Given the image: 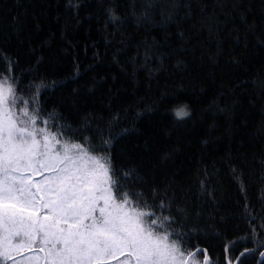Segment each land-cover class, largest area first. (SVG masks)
I'll return each mask as SVG.
<instances>
[{"label":"trees","instance_id":"16d2710c","mask_svg":"<svg viewBox=\"0 0 264 264\" xmlns=\"http://www.w3.org/2000/svg\"><path fill=\"white\" fill-rule=\"evenodd\" d=\"M8 61L20 95L86 118L81 139L171 201L186 249L264 264V0H0Z\"/></svg>","mask_w":264,"mask_h":264},{"label":"snow or ice","instance_id":"6c2138e0","mask_svg":"<svg viewBox=\"0 0 264 264\" xmlns=\"http://www.w3.org/2000/svg\"><path fill=\"white\" fill-rule=\"evenodd\" d=\"M7 64L0 73V264H200L173 227L171 201L152 189L150 202L129 183L138 179L134 168L117 169L108 152L81 139L86 118L73 127L55 111L45 114L38 88L20 95Z\"/></svg>","mask_w":264,"mask_h":264},{"label":"flooded vegetation","instance_id":"af4514ba","mask_svg":"<svg viewBox=\"0 0 264 264\" xmlns=\"http://www.w3.org/2000/svg\"><path fill=\"white\" fill-rule=\"evenodd\" d=\"M194 253H196L195 258L200 262V264H203V254L200 252H195V251Z\"/></svg>","mask_w":264,"mask_h":264}]
</instances>
